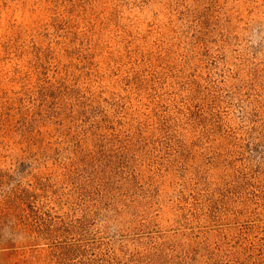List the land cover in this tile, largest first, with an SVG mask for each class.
I'll return each mask as SVG.
<instances>
[{
	"label": "rangeland",
	"instance_id": "rangeland-1",
	"mask_svg": "<svg viewBox=\"0 0 264 264\" xmlns=\"http://www.w3.org/2000/svg\"><path fill=\"white\" fill-rule=\"evenodd\" d=\"M0 264H264V0H0Z\"/></svg>",
	"mask_w": 264,
	"mask_h": 264
}]
</instances>
